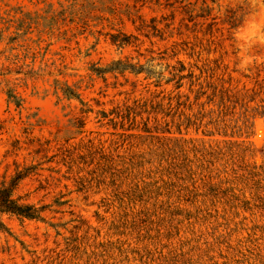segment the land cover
Returning a JSON list of instances; mask_svg holds the SVG:
<instances>
[{
	"label": "rangeland",
	"instance_id": "1",
	"mask_svg": "<svg viewBox=\"0 0 264 264\" xmlns=\"http://www.w3.org/2000/svg\"><path fill=\"white\" fill-rule=\"evenodd\" d=\"M250 11L0 0V175L36 167L17 195L49 209L2 217L0 264H264V47L233 38ZM116 61L152 76L89 71Z\"/></svg>",
	"mask_w": 264,
	"mask_h": 264
},
{
	"label": "trees",
	"instance_id": "2",
	"mask_svg": "<svg viewBox=\"0 0 264 264\" xmlns=\"http://www.w3.org/2000/svg\"><path fill=\"white\" fill-rule=\"evenodd\" d=\"M152 30L155 28L152 27ZM129 37H126L123 34L111 35L110 44L118 48H124L130 45ZM143 66L130 65L127 62L116 61L112 62L105 68H95L92 66L89 71L96 75L99 78L104 80L105 75H124L125 73L132 75H140L145 73L146 80L151 78V71L145 70ZM180 71H178L179 73ZM185 78H191V75L183 77L181 75L172 74L170 79L166 81L165 84H169L172 81H175V89L178 90L181 88V81ZM154 87H159L158 82L154 83ZM66 99L71 100L75 99L79 101V95L73 93L69 88H66L63 91ZM13 102L17 107L20 106L19 102L14 99V97L9 95V101ZM127 117H123L122 120H128ZM135 118V117H134ZM134 120V119H132ZM144 133H150L147 127L143 129ZM9 166L6 165L2 174L0 175V230H4V224L2 222V217H13L18 220H27L34 222L46 223L44 214L49 211L47 206H37L27 202L25 196L17 195L18 186L27 178L34 175L33 172L36 170V167H27L22 168L13 163V170L9 173ZM55 227V225H50Z\"/></svg>",
	"mask_w": 264,
	"mask_h": 264
},
{
	"label": "clouds",
	"instance_id": "3",
	"mask_svg": "<svg viewBox=\"0 0 264 264\" xmlns=\"http://www.w3.org/2000/svg\"><path fill=\"white\" fill-rule=\"evenodd\" d=\"M251 11L244 18L243 26L234 31L233 38L237 40H244L245 45L248 48L252 46L264 47V0H248ZM257 58H250L246 52L240 56L239 64L237 67L241 71H246L249 64L254 62Z\"/></svg>",
	"mask_w": 264,
	"mask_h": 264
}]
</instances>
